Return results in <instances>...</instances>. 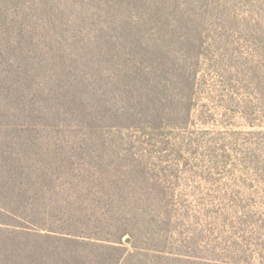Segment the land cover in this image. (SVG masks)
<instances>
[{"label":"trees","instance_id":"1","mask_svg":"<svg viewBox=\"0 0 264 264\" xmlns=\"http://www.w3.org/2000/svg\"><path fill=\"white\" fill-rule=\"evenodd\" d=\"M232 26L261 49L264 0H0V264H264L186 245L140 137L179 125Z\"/></svg>","mask_w":264,"mask_h":264},{"label":"rangeland","instance_id":"2","mask_svg":"<svg viewBox=\"0 0 264 264\" xmlns=\"http://www.w3.org/2000/svg\"><path fill=\"white\" fill-rule=\"evenodd\" d=\"M232 29L227 42L206 45L179 125L140 136L148 161L166 170L186 245L227 254L264 243V99L250 76L264 67V46Z\"/></svg>","mask_w":264,"mask_h":264}]
</instances>
